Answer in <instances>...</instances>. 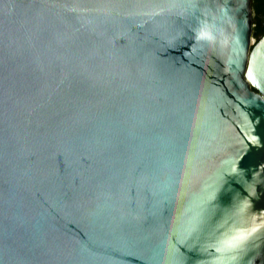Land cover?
<instances>
[{"label":"water","instance_id":"95a60500","mask_svg":"<svg viewBox=\"0 0 264 264\" xmlns=\"http://www.w3.org/2000/svg\"><path fill=\"white\" fill-rule=\"evenodd\" d=\"M255 24L252 0H0V264H264Z\"/></svg>","mask_w":264,"mask_h":264},{"label":"clouds","instance_id":"9594fccd","mask_svg":"<svg viewBox=\"0 0 264 264\" xmlns=\"http://www.w3.org/2000/svg\"><path fill=\"white\" fill-rule=\"evenodd\" d=\"M196 39L199 40H210L212 39V36L210 32L206 29V26L202 25L197 31H196ZM243 234H238L233 238V241H239L244 239ZM233 241H230L229 244L231 245Z\"/></svg>","mask_w":264,"mask_h":264},{"label":"trees","instance_id":"16d2710c","mask_svg":"<svg viewBox=\"0 0 264 264\" xmlns=\"http://www.w3.org/2000/svg\"><path fill=\"white\" fill-rule=\"evenodd\" d=\"M252 6L253 9L260 11V7H264V0H252ZM255 28H254V32L255 35L260 38L261 37V29H259V22L255 21Z\"/></svg>","mask_w":264,"mask_h":264},{"label":"flooded vegetation","instance_id":"af4514ba","mask_svg":"<svg viewBox=\"0 0 264 264\" xmlns=\"http://www.w3.org/2000/svg\"><path fill=\"white\" fill-rule=\"evenodd\" d=\"M254 19L259 22V29H261V36L264 34V7H260V11L254 9Z\"/></svg>","mask_w":264,"mask_h":264}]
</instances>
